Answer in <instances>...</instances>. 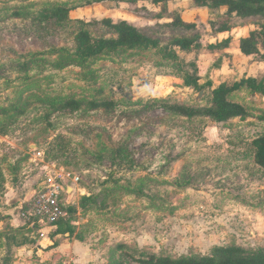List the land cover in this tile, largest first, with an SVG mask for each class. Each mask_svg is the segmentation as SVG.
<instances>
[{"label": "rangeland", "instance_id": "1", "mask_svg": "<svg viewBox=\"0 0 264 264\" xmlns=\"http://www.w3.org/2000/svg\"><path fill=\"white\" fill-rule=\"evenodd\" d=\"M87 1L0 0V130H5L0 158L6 187L39 171L42 183L45 164L80 178L78 194L65 199L66 221L45 231L48 244L63 246L56 256L42 258L34 250L45 238L22 219V201L7 206L0 200V264H75L71 247L77 236L94 254L90 264H139L119 249L123 244L132 254L138 247L198 257L234 240L264 252V171L251 149L253 140L264 136V96H238L248 107L244 117L189 120L152 105L153 100L173 96L198 103L205 93L185 87L180 78L157 75L159 63L151 52H123L60 68L55 51L70 48L81 30L112 36L104 19L126 20L161 45L198 39L203 48L181 58L198 59L202 85L263 79L264 63L243 55L238 44L256 31L264 52V14L239 18L227 15L226 7H198L194 0L83 5ZM63 3L79 6L64 22L12 16ZM179 18L196 28L175 26ZM224 23L230 31L220 33ZM63 97L78 107L62 108ZM99 101L112 105L94 108L92 102ZM191 122L203 124L201 136L182 126ZM61 135L70 142L68 155L49 162L45 152Z\"/></svg>", "mask_w": 264, "mask_h": 264}, {"label": "trees", "instance_id": "2", "mask_svg": "<svg viewBox=\"0 0 264 264\" xmlns=\"http://www.w3.org/2000/svg\"><path fill=\"white\" fill-rule=\"evenodd\" d=\"M126 2L137 3L140 1H150L153 4H167L173 0H88L83 5H91L101 2ZM198 7L227 8V15L239 18H252L264 14V0H194ZM79 6H69L67 4H55L47 6L38 11L22 12L16 10L12 16L22 18L32 15L34 19L40 17L43 20H58L64 22L68 20L71 11ZM102 24L112 33L110 37H94L88 31L81 30L74 34L72 45L69 47L55 50L58 55L59 67L70 65L84 66L90 60L106 56L120 54L123 52H151L159 63L157 75L177 77L184 81V86L197 91L204 92V97L198 103L195 101H178L173 96L166 99L153 100L152 105H158L164 110L181 115L189 120L210 117L218 122H226L230 119L244 117L248 114V107L244 101L238 99L240 94L264 96V78L258 79L254 76L243 77L240 81L233 84L222 83L215 86L212 81L201 84L199 75L198 59L183 62L181 53L192 54L200 51L203 44L198 39L180 38L170 44L161 45L158 41L144 35L135 26L126 20L114 22L111 19H104ZM175 26L183 27L187 30L196 28V24L187 23L180 18L173 23ZM220 33L230 31L228 23L222 24L218 29ZM261 34L256 31L251 32L247 37L240 40V51L247 57H253L258 62L264 63V52L259 49L257 39ZM264 37V35H262ZM229 41L225 42L228 46ZM219 46H216L218 48ZM28 68V65L24 63ZM245 93V94H244ZM61 107L75 109L78 107L76 100L63 97ZM108 101L92 102L94 108L111 107ZM180 125V124H179ZM182 126L201 136L204 126L201 122L183 123ZM194 127H200L195 130ZM1 134L5 130H0ZM255 164L264 171V136L253 140L251 144ZM70 142L67 137L61 135L54 139L50 147L45 152V157L49 162H55L66 158L70 149ZM0 158V200L7 192L6 174L1 167ZM177 180H175L176 182ZM85 201H91L86 199ZM162 205L157 202L156 205ZM65 221H60L58 224ZM71 232V230H67ZM73 233V231L71 232ZM15 236H7V240H15ZM79 240H83L78 236ZM137 247V246H136ZM119 249L128 258L139 264H264V252H254L240 246L236 241L231 240L226 246H217L210 255L193 257L189 255L174 256L168 249H161L157 252H145L136 248V254L130 253L128 246L123 244ZM123 252V251H122ZM6 262V260H5ZM4 264V263H3ZM114 264H126L120 261Z\"/></svg>", "mask_w": 264, "mask_h": 264}, {"label": "built area", "instance_id": "3", "mask_svg": "<svg viewBox=\"0 0 264 264\" xmlns=\"http://www.w3.org/2000/svg\"><path fill=\"white\" fill-rule=\"evenodd\" d=\"M55 167V168H54ZM55 165L45 167V178L39 190L23 204L21 217L33 229L38 228L41 238H47L45 231L54 228L60 221H66L67 202L72 186H78L80 178L66 170H53ZM70 189V190H69Z\"/></svg>", "mask_w": 264, "mask_h": 264}, {"label": "crops", "instance_id": "4", "mask_svg": "<svg viewBox=\"0 0 264 264\" xmlns=\"http://www.w3.org/2000/svg\"><path fill=\"white\" fill-rule=\"evenodd\" d=\"M247 37V36H245ZM240 42V40H239ZM238 47H240V43L238 44ZM47 164H45L41 171L45 170V167ZM36 169H31V172H34ZM42 172L33 173L29 179H26L25 181L19 183L17 186H7V192L5 193L4 197L7 202L6 205L10 206V204L16 203L19 200H21V203L27 202L29 199L32 198V196L39 190L42 183H40V176ZM44 180V179H43ZM43 182V181H42ZM32 184L31 188H29V191L27 190V186ZM79 186V185H78ZM78 186H72V190H70V195L65 198L66 200L72 199L78 192L80 191L78 189ZM31 228V227H30ZM83 240H79L78 236L75 238L74 244L71 247V254L75 255L73 258L75 264H90V261L92 260L94 254L92 250L82 244ZM50 244H48L46 238L45 240L38 241L37 245L35 246L34 250H37L38 254L43 257H49L50 255H58L62 251V247L58 244L53 245V243L50 241ZM53 245V246H52ZM45 249H48V252H45ZM83 253V257L79 255V253Z\"/></svg>", "mask_w": 264, "mask_h": 264}, {"label": "water", "instance_id": "5", "mask_svg": "<svg viewBox=\"0 0 264 264\" xmlns=\"http://www.w3.org/2000/svg\"><path fill=\"white\" fill-rule=\"evenodd\" d=\"M203 94H204V92L201 93V95H203Z\"/></svg>", "mask_w": 264, "mask_h": 264}]
</instances>
